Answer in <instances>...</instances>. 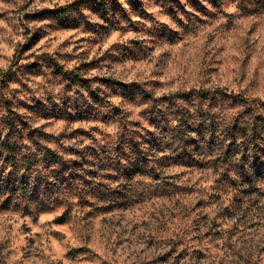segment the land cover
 Here are the masks:
<instances>
[{"label":"rangeland","instance_id":"1","mask_svg":"<svg viewBox=\"0 0 264 264\" xmlns=\"http://www.w3.org/2000/svg\"><path fill=\"white\" fill-rule=\"evenodd\" d=\"M0 68V137L17 115L52 147L116 132L124 114L143 122L144 100L124 93L135 82L156 96L219 86L264 102V0H0ZM197 145L201 157L213 149ZM166 170L162 182L136 176L129 207L91 202L64 222L0 199V264H264V193L231 217L213 169Z\"/></svg>","mask_w":264,"mask_h":264},{"label":"trees","instance_id":"2","mask_svg":"<svg viewBox=\"0 0 264 264\" xmlns=\"http://www.w3.org/2000/svg\"><path fill=\"white\" fill-rule=\"evenodd\" d=\"M59 68L73 75L74 82H87L72 70ZM0 72L5 73L1 68ZM87 89L93 102L101 105L97 89L90 85ZM126 92L132 99L144 100V121H131L124 114L116 132L89 137L76 147H52L46 131L17 115L8 118L7 132L0 137L1 203L29 215L57 209L58 222H64L76 206L91 202L103 210L127 208L138 198L130 185L136 176L162 182L170 177L166 172L170 164L213 169L218 176L219 210L231 217L246 213L247 196L264 193V102L260 99L219 86L156 96L135 82ZM227 104L246 110L227 111ZM116 109L112 106L109 114L114 116ZM7 111L14 115L10 107ZM209 142L213 149L202 157L193 148Z\"/></svg>","mask_w":264,"mask_h":264}]
</instances>
